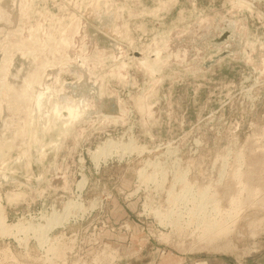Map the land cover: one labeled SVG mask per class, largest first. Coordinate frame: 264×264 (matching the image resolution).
<instances>
[{"label":"rangeland","instance_id":"obj_1","mask_svg":"<svg viewBox=\"0 0 264 264\" xmlns=\"http://www.w3.org/2000/svg\"><path fill=\"white\" fill-rule=\"evenodd\" d=\"M0 198V264H264V0H0Z\"/></svg>","mask_w":264,"mask_h":264},{"label":"bare ground","instance_id":"obj_2","mask_svg":"<svg viewBox=\"0 0 264 264\" xmlns=\"http://www.w3.org/2000/svg\"><path fill=\"white\" fill-rule=\"evenodd\" d=\"M130 130H131V129H130ZM110 140H111V139H110ZM110 142H111V141H110ZM119 144H120V143H119ZM106 145H107V144H106ZM130 145H131V144H130ZM197 145H198V144H197ZM107 147H108V146H107ZM107 147H103V148H101V149H104V152H102V153L110 154V152H109V153L107 152V151H110V150H107ZM136 147H137V146H136ZM142 147H143V146H142ZM105 148H106V149H105ZM115 148H116V147H115ZM127 148H129V147H127ZM97 150H99V147H98ZM106 150H107V151H106ZM116 150H117V149H116ZM131 150H132V149H131ZM134 150H136V149H134ZM95 151H96V150H95ZM99 151H101V150H99ZM132 151H133V150H132ZM135 152H136V151H135ZM102 153H101V155H99V154H98V151H97V154H98V155H96V154H95V155H96L97 158H98L99 156H102ZM105 154H104V155H105ZM111 154H112V152H111ZM111 154H110V156H111ZM117 154H118V153H117ZM125 155H126V154H125ZM96 156H94V157H96ZM107 156H108V155H107ZM107 156H104V157L107 158ZM110 156H109V157H110ZM122 156H123V155H122ZM161 156H162V155H161ZM102 157H103V156H102ZM97 158H96V159L94 158V160H95V161L98 160ZM100 158H101V157H100ZM106 160H107V159H106ZM173 160H174V159H173ZM99 161H100V159H99ZM96 162H97V161H96ZM173 162H174V161H173ZM175 162H177V161H175ZM97 164H99V163H97ZM165 164H166V163H165ZM102 165H103V164H102ZM96 166H97V165H96ZM144 166H145V165H144ZM155 166H156V165H155ZM147 167H148V166H147ZM147 167H146V168H147ZM157 167H158V166H157ZM166 167H167V166H166ZM177 167H178V166H177ZM226 168H227V166H226ZM226 168H225V169H226ZM173 169H174V168H173ZM178 170H179V168H178ZM223 171H224V170H223ZM139 172H140V171H139ZM174 172H175V171H174ZM184 172H185V171H184ZM225 172H226V171H225ZM181 173H182V172H181ZM153 174H154V173H153ZM166 174H167V173H166ZM182 174H183V173H182ZM184 174H185V173H184ZM140 175L142 176V173H141ZM221 175H222V174H221ZM147 176H148V175H147ZM163 176H164V175H163ZM164 178H165V176H164ZM179 178H180V177H179ZM185 178H186V177H184V179H185ZM151 179H153V177H152ZM162 179H163V178H162ZM182 179H183V178H182ZM163 180H164V179H163ZM179 180H180V179H179ZM81 182L83 183V180H81ZM165 182H166V181H165ZM84 183H85V182H84ZM152 183H153V182H152ZM155 184H156V183H155ZM161 185H163V184L161 183ZM79 186H84V185H79ZM189 186H190V185H189ZM174 187H175V186H174ZM83 188H84V187H83ZM83 188L81 187V189H83ZM185 188H186V186H185ZM188 188H189V187H188ZM77 189H78V188H77ZM81 189H80V191H82ZM202 189H203V188H202ZM154 190H155V189H154ZM202 192H203V191H202ZM197 195H198V194H197ZM211 195H212V194H211ZM203 197H204V196H203ZM203 197H202V198H203ZM208 197H210V196H208ZM189 198H190V197H189ZM178 199H179V198H178ZM190 199H191V198H190ZM207 199H208V198H207ZM0 200H1V198H0ZM175 200H176V199H175ZM187 200H189V199H187ZM198 200H199V199H198ZM180 201H181V199H180ZM182 202H184V201H182ZM77 203H78V202H77ZM186 203H187V202H186ZM196 203H197V202H196ZM72 204H73V203H72ZM74 204H76V203H74ZM183 204H184V203H183ZM69 205H70V204H69ZM193 205H194V204H193ZM67 206H68V205H67ZM70 206H71V205H70ZM68 207H69V206H68ZM74 207H75V206H73V208H74ZM76 207H77V205H76ZM78 207L80 208V205H79ZM65 208H66V207H65ZM69 208H70V207H69ZM69 208H68V209H69ZM73 208H72V209H73ZM82 208H83V205H82ZM86 208H87V207H86ZM185 208H187V207H185ZM193 208H194V207H193ZM66 210H67V209H66ZM69 210H70V209H69ZM74 210H75V209H74ZM189 210H190V209H189ZM194 210H195V209H194ZM67 211H68V210H67ZM200 211H201V210H200ZM64 212H65V210H64ZM179 212H180V211H179ZM186 212H187V211H186ZM197 212H198V211H197ZM1 213H2V211H1ZM52 213H53V212H52ZM66 213H69V212H66ZM195 213H196V212H195ZM200 213H201V212H200ZM200 213H199V214H200ZM64 214H65V213H64ZM70 214H71V213H70ZM70 214H69V215H70ZM75 214H76V213H75ZM166 214H167V213H166ZM187 214H188V213H187ZM53 215H54V214H53ZM54 216H55V215H54ZM66 216H67V214H66ZM71 216H72V215H71ZM184 216H185V215H184ZM0 217H2V216H0ZM3 218H4V217H3ZM44 218H45V217H44ZM50 218H51V217H50ZM179 219H180V218H179ZM1 220H2V219H1ZM53 220H54V217H53ZM57 220H58V218H57ZM57 220H56V221H57ZM170 220H171V219H170ZM4 221H5V220H4ZM68 221H69V220H68ZM171 221H172V220H171ZM2 222H3V220H2ZM2 222L0 221V227H1L2 230H4V228H2V226L4 227L5 224L3 225ZM60 222H64V219H63V221H60ZM166 222H167V221H166ZM169 222H170V221H169ZM55 223H56V222H55ZM66 223H67V222H66ZM164 223H165V222H164ZM180 223H181V221H180ZM182 223H183V222H182ZM47 224H48V223H47ZM62 224H63V223H62ZM1 225H2V226H1ZM17 225H18V224H17ZM22 225H23V224H22ZM39 225H40V224H39ZM55 225H56V224H55ZM177 225H178V224H177ZM40 226H42V225H40ZM56 226H57V225H56ZM181 226H182V225H181ZM188 226H189V225H188ZM5 227H6V226H5ZM8 227H9V226H8ZM13 227H14V226H13ZM21 227H22V226H21ZM24 227H25V226H24ZM27 227H28V226H27ZM9 228H10V227H9ZM16 228H17V227H16ZM33 228H34V226H33ZM43 228H44V227H43ZM17 229H18V228H17ZM22 229H25V228H22ZM28 229H29V227H28ZM49 229H50V228H49ZM49 229H48V230H49ZM180 229H181V228H180ZM9 230L11 231V229H9ZM32 230L34 231L35 229H32ZM38 230H40V229H38ZM46 230H47V229H46ZM251 230H253V229H251ZM10 231H9V232H10ZM23 231H24V230H23ZM40 231H41V230H40ZM40 231H38V232H40ZM28 232H29V231H28ZM181 232H182V231H181ZM253 232H254V231H253ZM2 233H3V232H2ZM4 233H5V230H4ZM256 233H257V232H256ZM25 234H26V233H25ZM37 234H38V233H37ZM197 234H198V233H197ZM39 235H40V234H39ZM42 235H43V234H42ZM35 236H36V235H35ZM40 236H41V235H40ZM32 237H33V236H32ZM44 237H45V236H44ZM44 237H41V238H44ZM191 237H192V236H191ZM199 237H200V236H199ZM45 239H47V238H45ZM39 240H40V239H39ZM43 240H44V239H43ZM48 240H49V238H48ZM48 240H47V241H48ZM207 241H208V240H207ZM229 246H230V245H229ZM230 247H231V246H230ZM230 247H229V248H230Z\"/></svg>","mask_w":264,"mask_h":264}]
</instances>
